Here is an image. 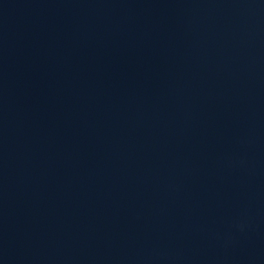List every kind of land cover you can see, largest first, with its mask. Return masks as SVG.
Segmentation results:
<instances>
[{
	"label": "water",
	"instance_id": "water-1",
	"mask_svg": "<svg viewBox=\"0 0 264 264\" xmlns=\"http://www.w3.org/2000/svg\"><path fill=\"white\" fill-rule=\"evenodd\" d=\"M0 264H264V0H0Z\"/></svg>",
	"mask_w": 264,
	"mask_h": 264
}]
</instances>
